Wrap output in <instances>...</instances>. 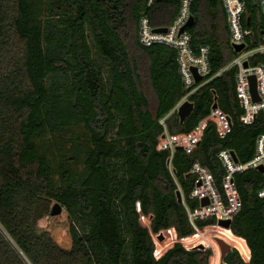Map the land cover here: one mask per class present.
Instances as JSON below:
<instances>
[{"label":"trees","instance_id":"16d2710c","mask_svg":"<svg viewBox=\"0 0 264 264\" xmlns=\"http://www.w3.org/2000/svg\"><path fill=\"white\" fill-rule=\"evenodd\" d=\"M243 1L252 49L262 41L264 13L260 0ZM57 3L60 9L50 7L51 18L42 22L36 0H0V264H213L210 249L180 242L156 259L140 217L152 215L159 233L170 227L173 212L178 236L194 234L189 211L201 206L192 196L200 180L195 163L209 170L229 206L218 154L229 149L247 162L264 133L263 111L251 124L241 120L240 68L232 64L238 53L223 1L191 0L190 48L199 53L208 46L210 74L203 80H210L189 97L194 109L183 122L172 113L188 92L177 49L139 41L141 17L155 29L167 27L179 0L151 7L147 0ZM248 64L264 66V55ZM214 104L232 120L224 136L210 121L193 150L159 147L166 132H193ZM77 127L84 139H73L70 156L50 150L49 136ZM234 182L241 206L230 230L245 241L223 264H264V198L258 196L264 175L247 169ZM53 202L67 212L69 250L40 226ZM217 223L215 216L195 221L200 228Z\"/></svg>","mask_w":264,"mask_h":264},{"label":"built area","instance_id":"2783aa9c","mask_svg":"<svg viewBox=\"0 0 264 264\" xmlns=\"http://www.w3.org/2000/svg\"><path fill=\"white\" fill-rule=\"evenodd\" d=\"M156 1L157 0H147V4L149 7H151L155 4ZM222 1L227 14V22L230 30L231 44L232 45L242 44V43L245 44V48L238 53V56L234 59L232 64L240 68V73L238 77V96L240 99L241 107L245 110V114L241 117V120L246 124H251L254 122L256 115L260 111L264 112V66L258 65V66L250 67L248 64V68H245L244 62L249 61V59L255 55H259V54L264 55V32L262 35V41L260 45L255 48L249 49L245 42V37L248 35V32L243 28V24H242V15L245 11V2L243 0H222ZM260 1L264 13V0H260ZM190 17H191V0H179L178 15L175 17L173 22L169 26H167L166 32L155 31V28H153L148 16L146 15L142 16L139 22V41L142 45L150 46L155 43H162L172 46L176 48L178 51L180 70L186 88L188 89V92H186L183 98L178 102L174 110L176 109L178 110L179 107L185 101L189 100V97L200 86H202L203 84L207 83L210 80V79L203 80L205 77H207L210 74L208 46H202L199 53H194L190 48L191 35L187 32V28L183 32L181 31L182 28L189 21ZM192 68H195L197 70L198 74L201 76L200 81H203L198 86H196V84L199 81L195 79V75L192 71ZM258 73H260L261 78L258 76ZM251 74H254L257 78V92L259 97L261 98V100L258 102L253 101L252 94L250 92L248 76ZM233 154L235 153L232 150L223 149L219 152L218 157L226 172L224 176V186L227 196L230 199V203L232 201L231 199H235V204L231 206L230 205L225 206L222 203L221 197L214 185V182L210 174V181L212 186H214L215 197L220 200V202L222 203V207L223 206L226 207L227 210H231V209L234 210V213H232L230 216L227 217V219H231V220L233 216L240 210V206H241L239 195L234 182V175L236 173H241L247 169L259 170V167L264 168V133L261 134L256 139L255 153L254 156L249 161L242 163L238 160V158L235 159ZM262 173L264 175V172ZM199 182L203 184L201 180H199L198 183ZM258 196L260 198H264V186L258 191ZM189 217H190V212H189ZM191 223L194 225L192 220Z\"/></svg>","mask_w":264,"mask_h":264},{"label":"rangeland","instance_id":"374dc122","mask_svg":"<svg viewBox=\"0 0 264 264\" xmlns=\"http://www.w3.org/2000/svg\"><path fill=\"white\" fill-rule=\"evenodd\" d=\"M36 2L40 6L39 12L41 14L39 18L42 22L51 18L50 14L52 10L49 9L50 7H54L57 11L60 9L57 0H36ZM57 17L58 16L53 17L52 19L55 20ZM258 76L261 78L260 73H258ZM149 94L152 96L151 93ZM173 112L178 113V110H173L172 113ZM210 121L216 123L217 129L221 135H224L230 128L226 115L219 110L213 109L210 116L203 119L193 132L189 134L172 136L166 132V134L160 138L159 147L169 148L174 151L180 146L187 151L193 150L201 138L203 128ZM78 136L81 138V141H83L84 134L81 127H77L72 131L56 133L53 136H49L46 141L53 153L57 155L65 153L70 156L72 153L69 149L72 147V141ZM194 171L199 173L200 180L203 184L201 186H196L193 196L198 197L199 199L202 197H208L211 200L209 205L201 206L195 212L189 211L190 218L195 226L194 234L184 238L178 236L176 231V218L173 212L171 213L170 227L161 230L159 233L152 231V215L141 214L140 223L151 232L156 259L160 258L176 242H180L187 249H210L212 253L210 259L213 256L215 257L213 264H223L225 263L224 257L227 252L232 248L238 249L237 244L244 242V240L235 236L230 229L219 226L218 223L216 225H208L202 228L195 225V220L206 217L215 216L218 220L227 219L228 216L234 213V210H227L226 207H222L220 200L215 197L214 186H212L210 181V173L205 167L196 163ZM231 200L230 206L235 204V199ZM55 203L57 202H53L52 206ZM40 226L42 229L50 231L54 240L62 248L67 250L71 249L72 238L68 232L69 221L65 208H63L62 213L58 215H52L50 212V214L40 222Z\"/></svg>","mask_w":264,"mask_h":264},{"label":"water","instance_id":"95a60500","mask_svg":"<svg viewBox=\"0 0 264 264\" xmlns=\"http://www.w3.org/2000/svg\"><path fill=\"white\" fill-rule=\"evenodd\" d=\"M194 23V18L193 16L190 17L189 21L186 23V25L182 28V32L192 26ZM155 31L157 32H166L167 31V27H163V28H157L155 29ZM234 50L239 53L241 52L244 48H245V44L242 43V44H235V45H232ZM244 67L245 68H248V61H245L244 62ZM192 71L195 75V79L197 81H200L201 80V76L198 74L197 70L195 68H192ZM248 81H249V85H250V92L252 94V99L254 102H258L261 100V98L259 97L258 95V92H257V78L254 74H251L248 76ZM213 108H217V104H214ZM194 109V104L193 102L187 100L185 101L178 109V116L181 120V122H183L193 111ZM227 119H228V122L230 125H232V120L229 116H227ZM234 155V158L237 159L236 155ZM259 170L261 172H264V168L263 167H259ZM202 183L199 182L198 185H201ZM178 200L179 201H182V194L181 192L179 191L178 194ZM201 201V206H205V205H208L210 203V199L208 197H203L200 199ZM63 211V207L60 205V203H55L52 208H51V214L52 215H58V214H61ZM231 223H232V220L231 219H220L218 220V225L219 226H222V227H225L227 229H230V226H231ZM228 253V252H227Z\"/></svg>","mask_w":264,"mask_h":264},{"label":"crops","instance_id":"0c3cea01","mask_svg":"<svg viewBox=\"0 0 264 264\" xmlns=\"http://www.w3.org/2000/svg\"><path fill=\"white\" fill-rule=\"evenodd\" d=\"M213 109H216V110H219L218 108H213ZM220 111V110H219ZM221 112V111H220ZM166 134V133H165ZM244 240V239H243ZM245 241V240H244ZM249 259H250V255H249V258H248V260H245V261H249Z\"/></svg>","mask_w":264,"mask_h":264}]
</instances>
